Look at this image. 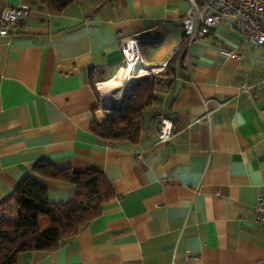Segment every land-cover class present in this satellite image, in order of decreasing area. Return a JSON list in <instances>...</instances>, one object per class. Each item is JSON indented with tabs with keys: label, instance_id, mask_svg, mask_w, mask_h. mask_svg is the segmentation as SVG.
<instances>
[{
	"label": "crops",
	"instance_id": "crops-1",
	"mask_svg": "<svg viewBox=\"0 0 264 264\" xmlns=\"http://www.w3.org/2000/svg\"><path fill=\"white\" fill-rule=\"evenodd\" d=\"M5 5H27L31 13L0 35V200L27 174L47 186L50 200L74 198L73 182L34 172L40 159L101 172L113 190L75 236L52 250L23 251L14 264L264 259V224L255 211L264 198L262 49L238 27L218 23L191 45V69L178 70L142 141L110 142L91 125L111 109L101 105L103 90L126 70L123 40L139 38L143 61L167 62L184 38L189 1L74 0L52 12L40 0H0V14ZM147 30L153 34L140 36ZM160 114L174 121L163 143Z\"/></svg>",
	"mask_w": 264,
	"mask_h": 264
},
{
	"label": "trees",
	"instance_id": "trees-1",
	"mask_svg": "<svg viewBox=\"0 0 264 264\" xmlns=\"http://www.w3.org/2000/svg\"><path fill=\"white\" fill-rule=\"evenodd\" d=\"M40 1L52 12H60L74 0ZM185 57L183 49L175 50L164 72L149 75L130 94L122 111H107L102 121L92 122V130L110 142L142 141L144 127L157 121V110L166 93L174 88L178 70L185 67ZM33 170L41 176L73 182L77 192L69 201L50 200L47 186L27 174L12 193L0 200V264H14L23 251L56 248L61 239L75 236L98 216L102 203L113 196L110 182L98 171H74L47 159L36 161Z\"/></svg>",
	"mask_w": 264,
	"mask_h": 264
},
{
	"label": "built area",
	"instance_id": "built-area-1",
	"mask_svg": "<svg viewBox=\"0 0 264 264\" xmlns=\"http://www.w3.org/2000/svg\"><path fill=\"white\" fill-rule=\"evenodd\" d=\"M189 10L182 17L184 38L176 50L183 49L186 53L185 66L191 69L190 47L204 38L210 29L222 21L238 27L251 43L264 51V0H188ZM31 8L27 5H5L0 14V35H9L17 30L30 15ZM121 51L125 62L124 69L137 68L141 75H157L164 72L167 62L160 65L146 64L141 55L140 40L130 37L123 40ZM234 55V53H231ZM172 56V55H171ZM102 84L100 85V87ZM249 92L251 86H245ZM211 109L206 106V115ZM157 140L166 142L174 134V121L165 114H160ZM201 119L199 118L198 121ZM257 220L264 224V198L260 197L255 204ZM257 264H264V259Z\"/></svg>",
	"mask_w": 264,
	"mask_h": 264
},
{
	"label": "bare ground",
	"instance_id": "bare-ground-1",
	"mask_svg": "<svg viewBox=\"0 0 264 264\" xmlns=\"http://www.w3.org/2000/svg\"><path fill=\"white\" fill-rule=\"evenodd\" d=\"M137 68H130L127 72L126 80L124 82H121L119 85H117L114 88H111L107 92L103 90V101L105 103H110L112 105L119 104L126 96L129 94L131 89L133 88V85L136 81V78L133 75V70H136ZM127 71V68H126ZM104 89V88H103ZM125 100V99H124ZM122 101V104L124 102ZM106 108H113L108 105H104Z\"/></svg>",
	"mask_w": 264,
	"mask_h": 264
},
{
	"label": "rangeland",
	"instance_id": "rangeland-1",
	"mask_svg": "<svg viewBox=\"0 0 264 264\" xmlns=\"http://www.w3.org/2000/svg\"><path fill=\"white\" fill-rule=\"evenodd\" d=\"M177 47H178V43L176 44V43H174V45H172L171 47H170V51H169V54L170 55H172L173 53H174V51L177 49ZM146 61H144L146 64H148V65H156L157 63V61L155 60V59H145ZM127 72H128V70L126 71H123L120 75H119V77L116 79V80H114L113 82H115L114 84H112V86L110 87V88H114L113 86H115L116 87V82H118V84L117 85H119L121 82H124L125 80H126V76H127ZM134 75V77L135 78H140V77H142V76H144V75H141V72L140 71H137L136 73H134L133 74ZM151 75H153V74H151ZM125 99V98H124ZM105 111L107 112V111H115V109L114 108H111V109H105Z\"/></svg>",
	"mask_w": 264,
	"mask_h": 264
},
{
	"label": "water",
	"instance_id": "water-1",
	"mask_svg": "<svg viewBox=\"0 0 264 264\" xmlns=\"http://www.w3.org/2000/svg\"><path fill=\"white\" fill-rule=\"evenodd\" d=\"M151 34H153V31L152 30H147V31H144V32L140 33V36L151 35ZM148 77H149V75H144V76H142L140 78H136V81H135V83L133 85V88L131 89V91L129 92V94L126 96L123 104H120V105H118V104L117 105H112L110 103H105V101H103V99H101V105L102 106L108 105V106L113 107L115 109V111L113 113L122 111L124 109V107H125L126 101H127L128 97L130 96V94L139 86V84L141 82H143L144 80H146Z\"/></svg>",
	"mask_w": 264,
	"mask_h": 264
},
{
	"label": "clouds",
	"instance_id": "clouds-1",
	"mask_svg": "<svg viewBox=\"0 0 264 264\" xmlns=\"http://www.w3.org/2000/svg\"><path fill=\"white\" fill-rule=\"evenodd\" d=\"M240 120H241V123H243V120H242V118H240Z\"/></svg>",
	"mask_w": 264,
	"mask_h": 264
}]
</instances>
